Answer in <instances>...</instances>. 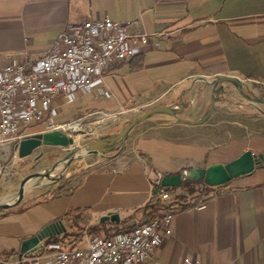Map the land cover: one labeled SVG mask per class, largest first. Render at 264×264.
Here are the masks:
<instances>
[{
	"label": "crops",
	"instance_id": "crops-1",
	"mask_svg": "<svg viewBox=\"0 0 264 264\" xmlns=\"http://www.w3.org/2000/svg\"><path fill=\"white\" fill-rule=\"evenodd\" d=\"M106 14L133 21L141 32L156 33L152 43L157 46H145L109 69L105 82L115 99L84 91L74 101L61 98L57 115L66 104L78 103V113L64 120L98 110L115 113L134 100L159 102L156 107L180 102L179 117L198 120L211 103L206 77L257 79V87L264 88V0H0V56H41L66 25ZM233 113L241 118L221 120L225 144L239 140L245 149L252 148L245 141L247 116ZM165 116L157 113L141 121L118 152L100 155L78 173L70 170L49 185L58 188L54 194L24 197L19 205L0 211V264H17L13 259L21 253L22 240L55 219L67 228L57 235L67 248L83 246L84 235H98L99 226L128 230L156 213L150 206L161 203L156 187L163 175L228 161L219 158L223 151L214 158L209 123ZM255 118L257 132H248L257 134L260 153L264 111ZM168 190L172 232L145 264H264V166L223 185L183 182ZM111 211L119 213V221L100 220Z\"/></svg>",
	"mask_w": 264,
	"mask_h": 264
},
{
	"label": "built area",
	"instance_id": "built-area-1",
	"mask_svg": "<svg viewBox=\"0 0 264 264\" xmlns=\"http://www.w3.org/2000/svg\"><path fill=\"white\" fill-rule=\"evenodd\" d=\"M155 34L137 30L133 21H118L106 14L66 25L41 56H0V145H7L20 159L15 147L23 139L53 130L70 135L67 127L71 123L55 119L57 102L64 97L74 101L78 91L112 97L106 73L142 52L145 46H157L152 43ZM37 125V131L31 130ZM158 186L163 211L140 220L125 232L111 236L85 234L84 245L73 248L61 241H43L13 260L17 264H145L172 232L174 211L168 202L171 193Z\"/></svg>",
	"mask_w": 264,
	"mask_h": 264
},
{
	"label": "rangeland",
	"instance_id": "rangeland-1",
	"mask_svg": "<svg viewBox=\"0 0 264 264\" xmlns=\"http://www.w3.org/2000/svg\"><path fill=\"white\" fill-rule=\"evenodd\" d=\"M217 77H209L205 78L209 85H212L210 82L216 79ZM242 80V79H241ZM243 82V90L251 96L254 97H262L264 98V88L257 87V82ZM218 87H222V91L219 93H215L217 95V100L215 101L212 113L210 117L205 121L209 123V128L213 131V142H214V150L215 156L214 158H218L219 151H223V157H220L223 160H232L233 158L240 155L244 152L245 149L241 142L237 140L236 142H230V146L225 144L226 134L222 131L223 124L221 122L222 119H240L241 117L238 114H234V111H239L242 116H247L246 123H243V126L246 128L247 139L245 140L247 143H250L253 152L257 153V134H250L254 131L257 132V113L264 111L263 103H254L246 99L237 89V87L231 83L224 81L219 84ZM113 96L111 99H115V93L112 91ZM96 97H105V96H96ZM71 103V102H70ZM159 102L148 104V101H130L125 103L121 109L116 111L115 113H110L103 110H98L95 112H91L84 116H78L69 120H64L66 116L71 114H77V102H73L71 104H66L64 106V112L62 114L56 115L55 119L59 121H66L67 123L78 122L81 127L77 129L74 133L78 135L79 138H74V143L67 147L65 146H52V145H41L36 148L31 155H28L24 158H16L13 156V153L10 152V148L7 145H0V205L6 203L15 202L20 198V183L21 180L28 174L36 171H44V172H64L68 173L70 170H75L76 173L79 171H83L89 168V165L93 164L95 159L101 157L99 154H91L84 157L76 158L72 160V162L67 167H63L59 162L66 155L72 153L75 148L82 149V146L87 143L91 139H98L108 135H112L118 133L123 126L131 119L139 116L142 113H145L148 110L156 108ZM161 103V102H160ZM244 104L240 106L238 104ZM211 105V103H210ZM209 105V107H210ZM162 106V105H161ZM173 106L177 110H181L184 106L183 103H174ZM159 107V106H157ZM208 107V109H209ZM207 109V110H208ZM206 112V111H205ZM229 112V113H228ZM233 113V115L231 114ZM157 114V113H156ZM155 115V114H153ZM151 115V116H153ZM168 119L175 118L172 115L166 114ZM169 115V116H168ZM249 115H254V117H249ZM150 116V117H151ZM182 117V116H181ZM148 118L142 120L147 121ZM243 119V118H242ZM141 122L136 124L130 131H136L140 126ZM259 123V122H258ZM229 125H232L229 122ZM40 126H34L31 130L37 131ZM74 135V136H75ZM129 135V133H128ZM73 136V135H71ZM245 141H242L244 143ZM119 147H115L107 154H111L114 152H118ZM264 149H260L263 151ZM39 154H41L40 158H36ZM226 161V162H228ZM257 169V168H256ZM63 178L53 179L48 177H30L23 187V194L21 197V201L24 197L33 196L35 194L42 193V195L49 193L54 194L57 190L56 188H48L49 185H53L56 181L60 182ZM41 195V194H40ZM21 201L17 204L19 205ZM15 206V205H14ZM12 207V206H11ZM0 206V211H4L5 209ZM100 227V226H99ZM97 227L96 229L100 231L102 227ZM111 229V228H110ZM108 228L101 230L98 232V235H104L108 232Z\"/></svg>",
	"mask_w": 264,
	"mask_h": 264
},
{
	"label": "water",
	"instance_id": "water-1",
	"mask_svg": "<svg viewBox=\"0 0 264 264\" xmlns=\"http://www.w3.org/2000/svg\"><path fill=\"white\" fill-rule=\"evenodd\" d=\"M227 81L233 83L239 92L249 101L254 103H263L264 98L254 97L249 95L243 90L242 80L234 75H222L211 81L212 84V97L211 105L209 109L203 114V116L198 120H187L179 117V110L173 105H162L154 109L148 110L145 113L140 114L139 116L129 120L123 128L115 134L108 135L98 139H91L79 148H75L72 153L66 155L60 164L64 167L69 166L72 160L80 157H84L91 154L106 155L107 152L112 150L115 147L123 148L126 145V140L130 130L142 120L150 117L156 113H165L177 117L183 121L191 122L194 124H200L205 122L211 115L215 101L217 100V95L222 91V87H218L220 83ZM74 143V138L71 135H68L65 132L60 130L53 131H44L37 133L36 135L23 139L19 145H16L15 148L18 149V154L21 158H24L28 155H31L34 150L41 145H52V146H69ZM39 154L36 158H40ZM264 166V152L255 153L251 149H247L242 152L237 157L226 163H212L207 167L194 166L187 169H184L181 172L163 175L160 179V186L163 187H175L181 185L183 182H200L203 181L209 186H219L228 183L231 179L238 177L240 175H245L253 172L256 168ZM75 170L70 171L72 174ZM68 176V173L64 172H44L36 171L26 175L20 183V198L12 203L2 204L0 206L8 208L14 205H17L21 201L23 194V187L30 177H48L53 179L65 178ZM159 189V186L156 187V191ZM119 213L116 211H111L101 217V221L114 220L119 221ZM67 231V228L62 219H55L50 223L46 224L37 234L28 237L22 240L21 243V252H27L41 242L46 240L49 237L61 235Z\"/></svg>",
	"mask_w": 264,
	"mask_h": 264
},
{
	"label": "trees",
	"instance_id": "trees-1",
	"mask_svg": "<svg viewBox=\"0 0 264 264\" xmlns=\"http://www.w3.org/2000/svg\"><path fill=\"white\" fill-rule=\"evenodd\" d=\"M192 182H190V181H187V182H185V184H191ZM207 187H209L208 185H207ZM165 189H170V187H164ZM155 209L156 210V213H158L159 211H157V210H159L160 209V205H151L150 206V209H151V211H152V209ZM155 213V214H156ZM133 226V225H132ZM101 227V226H100ZM99 227V228H100ZM104 229H107V228H104ZM109 229V228H108ZM126 229L127 228H124V232L126 231ZM101 230H103V227H102V229H100V231ZM95 231H96V234H98V232H100L99 230H97V229H95ZM115 233H117L116 231H114V230H112V229H109L108 230V232H106L105 234H104V236H111V235H113V234H115ZM46 241H62V238H60V237H57V236H53V237H49V238H47L46 239Z\"/></svg>",
	"mask_w": 264,
	"mask_h": 264
},
{
	"label": "bare ground",
	"instance_id": "bare-ground-1",
	"mask_svg": "<svg viewBox=\"0 0 264 264\" xmlns=\"http://www.w3.org/2000/svg\"><path fill=\"white\" fill-rule=\"evenodd\" d=\"M79 121L77 122H73L70 126L67 127V130L69 131V134L70 135H73V130H75L76 128L79 127V124H78ZM74 137V136H73ZM79 136L78 135H75V139L78 138Z\"/></svg>",
	"mask_w": 264,
	"mask_h": 264
}]
</instances>
